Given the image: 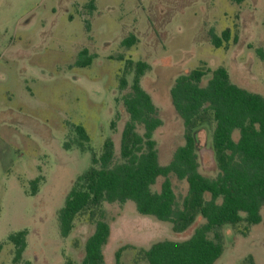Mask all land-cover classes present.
<instances>
[{
  "label": "rangeland",
  "instance_id": "obj_1",
  "mask_svg": "<svg viewBox=\"0 0 264 264\" xmlns=\"http://www.w3.org/2000/svg\"><path fill=\"white\" fill-rule=\"evenodd\" d=\"M227 29L229 48H215L211 33L221 36ZM130 36L137 44L123 47ZM85 49L94 58L81 68L77 61ZM127 60L151 67L141 85L162 121L154 139L166 166L184 143V124L171 99L178 77L201 66L225 67L233 84L264 97V0H0V264H15L8 238L24 230L19 264L81 263L96 225L80 217L63 237L58 212L107 139L120 157L121 131L129 120L122 99L133 79L129 75L128 88L119 89ZM77 126L90 137V150L76 146ZM197 140L200 172L214 178L212 131L200 129ZM171 180L182 200L187 185ZM103 212L110 227L105 264H116L120 249L123 264H146L138 251L185 241L204 223L200 218L176 233L172 224L140 215L132 202L106 203ZM261 214L264 219V207ZM221 233L224 253L215 264H245L250 256L264 264L263 224L248 232L245 225L226 226Z\"/></svg>",
  "mask_w": 264,
  "mask_h": 264
},
{
  "label": "trees",
  "instance_id": "obj_2",
  "mask_svg": "<svg viewBox=\"0 0 264 264\" xmlns=\"http://www.w3.org/2000/svg\"><path fill=\"white\" fill-rule=\"evenodd\" d=\"M230 41V29L221 36L211 33V44L217 49L227 50ZM137 42L130 36L122 46L131 48ZM257 52L263 55L261 50ZM93 58L85 49L79 54L77 66L88 67ZM150 68L145 62L126 61L119 89L128 88L129 75L133 79L131 92L122 99L129 120L121 131L120 157L116 158L114 141L107 139L101 154H93L90 168L76 179L58 212L63 237L72 233L80 217L88 216L96 225L80 264H105L103 249L110 237L103 212L106 203L132 202L140 215L168 222L176 233L187 231L200 218L204 221L185 241H161L138 251L137 259L146 264H215L224 253V227L245 225L248 232L253 226L264 225V97L233 84L225 67L211 70L201 66L178 77L171 99L184 124V143L172 161L162 166L154 139L162 121L151 95L141 85ZM111 126L114 128L115 123ZM139 128H143L142 134ZM202 128L212 131L214 178L200 172L197 133ZM75 130L78 149L90 150L84 127ZM171 177L187 185L182 200ZM159 179L164 181L155 191ZM38 182L32 183L34 192ZM27 234L24 230L8 238L14 246L15 264L22 260ZM123 250L117 252L116 264H123ZM67 264L76 263L68 260ZM245 264H255L253 257Z\"/></svg>",
  "mask_w": 264,
  "mask_h": 264
}]
</instances>
